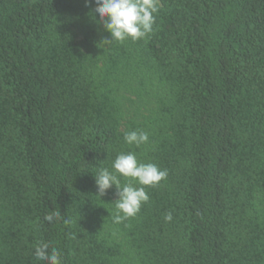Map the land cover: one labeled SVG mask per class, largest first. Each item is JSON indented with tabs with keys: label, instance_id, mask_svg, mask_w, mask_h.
<instances>
[{
	"label": "trees",
	"instance_id": "1",
	"mask_svg": "<svg viewBox=\"0 0 264 264\" xmlns=\"http://www.w3.org/2000/svg\"><path fill=\"white\" fill-rule=\"evenodd\" d=\"M157 7L103 45L94 2L0 0V264H264V0ZM129 152L168 175L116 223L94 174Z\"/></svg>",
	"mask_w": 264,
	"mask_h": 264
},
{
	"label": "clouds",
	"instance_id": "2",
	"mask_svg": "<svg viewBox=\"0 0 264 264\" xmlns=\"http://www.w3.org/2000/svg\"><path fill=\"white\" fill-rule=\"evenodd\" d=\"M95 3L93 18L98 17V23L102 25L110 38H104L103 45H110L113 41L124 42L127 39L139 40L145 38L153 28L155 16L158 11L157 0H85L86 6ZM127 144L137 147L148 141V134L142 130L129 131L124 134ZM113 171L100 168L94 174L97 186V195L104 196L113 186L116 188L118 198L114 202L116 215L114 222L135 216L143 203L149 201L145 187H155L167 178V170L160 169L154 163H140L132 152L120 153L112 162ZM117 174L125 178H131L128 183L121 185ZM135 181L139 187L134 186ZM59 213L53 212L46 215L45 220L51 222ZM171 213L165 216L166 221H171ZM34 256L39 261L47 264H61L60 252L52 248L46 242H40L34 246Z\"/></svg>",
	"mask_w": 264,
	"mask_h": 264
}]
</instances>
